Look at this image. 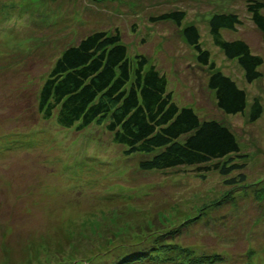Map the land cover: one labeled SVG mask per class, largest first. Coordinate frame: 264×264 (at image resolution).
<instances>
[{
	"label": "rangeland",
	"instance_id": "rangeland-1",
	"mask_svg": "<svg viewBox=\"0 0 264 264\" xmlns=\"http://www.w3.org/2000/svg\"><path fill=\"white\" fill-rule=\"evenodd\" d=\"M248 1L0 0V264H117L127 257L134 264L150 251L166 253L162 264L178 257L172 264H180L185 254L166 252L170 244L203 258L198 264H264V194L248 188L264 179V65L247 83L209 28L216 12L238 15L242 26L223 37L242 39L264 57ZM175 10L186 14L183 27L198 28L217 70L246 91L244 114L218 108L207 87L210 70L197 63L183 28L151 22ZM96 32L118 33L130 56L145 55L166 75L177 105L227 127L241 150L233 165L244 172L223 176L216 162L145 171L141 164L157 153L127 156L103 122L63 129L43 119L39 93L53 65ZM255 99L263 114L251 123Z\"/></svg>",
	"mask_w": 264,
	"mask_h": 264
},
{
	"label": "trees",
	"instance_id": "trees-1",
	"mask_svg": "<svg viewBox=\"0 0 264 264\" xmlns=\"http://www.w3.org/2000/svg\"><path fill=\"white\" fill-rule=\"evenodd\" d=\"M246 6L251 22L264 42V2L249 0ZM185 19L184 11L175 10L152 18L151 22H170L183 28L181 34L195 50L197 63L210 70L207 87L215 94L218 108L228 116L244 114L248 107L246 91L217 70L210 52L201 45L198 28L195 25L183 27ZM240 26L241 19L234 13L216 12L209 19L214 44L228 60L238 63L245 80L251 84L262 76L264 57L254 53L242 39L223 37V33L236 32ZM38 105L43 119L55 118V125L63 129L74 126L85 129L95 122H103L113 142L124 147L127 156L157 153L141 164L145 171L216 162L223 176L234 171L244 172L241 165H233L232 155L237 156L241 151L234 134L216 121H202L192 108L177 105L166 75L152 66L145 55L130 56L118 33L96 32L67 48L42 85ZM262 114V105L255 99L250 106V122L258 121ZM263 180L248 185L251 189L257 187L259 197L264 194ZM246 182L245 176H241L240 184ZM165 248L166 252L185 254L180 264L203 261L178 245L170 244ZM153 253H138L134 264H162L165 261L166 253ZM252 253L255 252L250 251L248 257ZM253 258L254 255L250 256ZM177 259L179 257L168 264ZM117 264L130 262L127 257ZM248 264L262 263L259 260Z\"/></svg>",
	"mask_w": 264,
	"mask_h": 264
}]
</instances>
